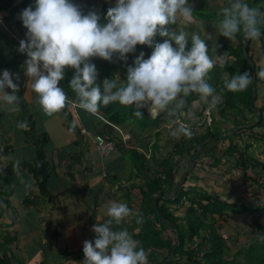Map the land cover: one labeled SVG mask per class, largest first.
I'll return each instance as SVG.
<instances>
[{"label":"clouds","instance_id":"9594fccd","mask_svg":"<svg viewBox=\"0 0 264 264\" xmlns=\"http://www.w3.org/2000/svg\"><path fill=\"white\" fill-rule=\"evenodd\" d=\"M193 12L190 0H115L102 22L101 13L84 12L76 0H34V6L30 4L19 14L27 29L19 51L27 54L24 70L40 106L51 115L66 103L70 106L78 102L80 107L95 113L101 103L118 101L132 106L136 116L142 117V109L146 107L156 117L173 102L175 106L170 113L181 110L185 98L193 92L199 94V100L217 104L221 97L206 79L216 64L209 55L206 39L195 32L189 36L183 28L176 31L165 27L174 24L178 14L191 20ZM220 13L219 32L225 37L234 39L238 33L249 39L264 36V8L248 0H227ZM1 23L13 34L2 20ZM157 33L168 38L155 40ZM138 44L152 47L151 54L146 56L141 50L133 63L127 65L126 79L118 83L120 77L116 76L97 82L98 69L91 57L112 60L117 55L127 61V54L136 52ZM220 59L223 61V56ZM66 66L75 69L69 85L76 91L78 101L69 99L60 83L66 76ZM258 75L264 77V68ZM14 76L19 78L10 69L0 70V102L18 108L20 85ZM251 81L250 70H245L234 74L225 85L229 90L241 91ZM9 88L11 92L7 91ZM186 123L173 119L171 124L175 126L171 134L191 136ZM17 126L27 128L28 122L19 121ZM132 211L127 202L111 203L109 219L93 225L97 234L94 241H84L82 264H148L146 249L129 229L113 227Z\"/></svg>","mask_w":264,"mask_h":264},{"label":"trees","instance_id":"16d2710c","mask_svg":"<svg viewBox=\"0 0 264 264\" xmlns=\"http://www.w3.org/2000/svg\"><path fill=\"white\" fill-rule=\"evenodd\" d=\"M261 1L248 0L250 4L262 8L260 6ZM76 3L80 5L84 12L89 11L83 0H76ZM30 4L34 6V0H0V11L5 12L4 16L10 24L22 29L26 27L19 18V14L22 9ZM226 4L227 0L219 8H210L205 2H202L199 7H193V18L201 21L206 20L210 23L215 21L219 26V20L222 18L220 9ZM90 10L95 9L90 8ZM107 10L108 7L105 2L100 9L95 10L102 14V22L104 21ZM173 26L174 24L165 25L169 30ZM167 38L157 33L154 39L163 41ZM202 38L206 39V43L210 40L209 36H202ZM234 39L237 41L233 42V39H224L223 36H218L216 49H212L211 46L209 48L208 45L209 55L213 58L214 54L218 53L217 59L221 61L220 56H223V62L221 61V65L215 64L209 70L206 79L216 89L215 94L221 97V100L217 104H214L215 114L220 116L224 123L233 120L232 123L234 125H232L231 129H234L238 126L243 127L250 122V119L246 117L243 110L247 109L249 112L252 110L255 112L253 120L255 125H250L249 128L253 130L254 126L263 124L264 121V104L259 108H256L254 104L257 98L256 84L258 82H264V77L258 75L260 69L256 70L253 59L249 55V45L252 39L248 40L245 47L243 45L246 37L243 33H238ZM258 40L264 50V36H261ZM190 44L191 41H189V46ZM139 49L143 50L146 56L150 55L152 51V47L146 44H138L136 52L127 54L129 57L127 61L120 60L117 55H114L112 60H106L99 56L91 57L90 59L96 64L98 69L97 82H102L104 78H115L116 76L120 77L118 83L126 79L127 65L133 63L134 57L140 52ZM245 70H250L252 76V81L249 86L241 91L227 89L225 82L234 74ZM74 71V68L66 66V76L60 83L64 87L68 98L78 101L79 98L76 91L69 85ZM17 94L19 96V100L17 101L20 111L19 121L28 122V127L22 128V131L26 137V143H29L34 148L35 158L32 161L24 160L21 165H17L11 159H8L11 153V145L0 146V216L5 212L4 204L10 206L8 196L14 191L13 183L17 176L18 167L26 169L32 175L40 196L45 197L50 202L55 197L47 187L49 175L53 171V162L48 159L45 150L48 141L47 135L46 133H37L34 114L28 108L26 101L22 97V93L18 91ZM198 96L199 94L193 92L185 98V102H191L197 99ZM209 104L211 105L210 102ZM170 105L175 106V103L173 102ZM205 108V105H199V109L201 110L196 113L200 116L199 122L206 123L205 131L201 133L196 131L195 125L192 124L190 127L192 135L181 137L174 142L171 152L164 158L152 157L149 161L148 158L140 154L139 168L145 169L148 180L137 186L141 192V199L139 201L137 216L135 217L139 220L135 219L136 229L132 234L140 241L147 253L152 254V257L159 262H162L173 250L172 256L167 264H264V200L252 207L243 197H239L237 200L229 199L227 195H223L217 191H210L205 186L202 187L197 184L185 185L184 183L188 179V176L182 181L178 192L169 197L170 192L181 176L179 175L178 177L173 171L172 162L174 156H187L190 163L198 146L202 144L199 156L189 172L198 165H204L209 159L213 160L211 170L214 169L215 171L219 163L223 162V159L216 154L215 150L220 139H228L229 137L223 135L224 132L214 119V114L211 109L208 114H205ZM142 110L144 115L142 117L136 116L132 106L115 101L108 105L101 103L96 112L103 113L106 119L115 125H126L129 123L141 131H144L150 125L155 126L158 124L160 118L167 113L166 109L162 110L158 116L153 118L146 107ZM237 112H239L238 116L236 115ZM58 113L63 116L65 125L69 130L75 133L78 132L72 123L74 117L68 110L67 103ZM207 115L211 120L209 124H207L208 122L205 119ZM239 116H241V119H238ZM230 117L231 119H229ZM241 130L243 129L240 128L235 133H239ZM95 132L105 135L100 131ZM253 134L250 135V138L255 136ZM214 136H217V138L210 139ZM109 138L113 139L112 137ZM207 139L210 140L207 141ZM113 140L117 146L116 140ZM228 140L229 143L222 153L227 158L236 154V164H234V167H241L245 171L246 177L243 176L244 178L250 177L253 179L251 175L246 173V170L248 165H257L259 162L248 153V149L251 146V143H249L251 139L245 144H242V149L239 147L240 144L232 140V138ZM129 150L133 152L131 154L137 155L138 153L137 149ZM63 158L64 156L62 154L59 155V160ZM261 167L264 171V163H261ZM203 171L205 172L204 168ZM219 173L225 174L227 172L221 171ZM216 174L218 173L216 172ZM195 178L197 179L198 177L196 176ZM255 181L259 183V180L254 179L253 182ZM154 199H156L155 207ZM30 202L32 200H25V203ZM174 205L178 209L185 206L184 213L182 215L175 214L172 209ZM227 212L252 214V222L257 231L256 237L248 245L240 247L231 259H227L226 257L229 246L227 245L226 238L220 232V227L216 224V218L225 215ZM12 223L13 220H11L8 226ZM164 232L167 236L164 235ZM14 240L15 235H13L12 231L1 230L0 225V264H23L19 254L13 249H10V244ZM165 249L167 250L166 255L160 260L157 259L156 254L163 252ZM8 250L10 253L7 252ZM238 255L240 258L236 259ZM179 257L182 258V261Z\"/></svg>","mask_w":264,"mask_h":264},{"label":"crops","instance_id":"0c3cea01","mask_svg":"<svg viewBox=\"0 0 264 264\" xmlns=\"http://www.w3.org/2000/svg\"><path fill=\"white\" fill-rule=\"evenodd\" d=\"M4 15L5 12L0 11V70L1 66H4L13 73L19 74L18 79L14 76V81L20 85L18 91L22 93L28 108L34 114L37 133L47 135L45 150L48 159L53 162V171L49 175L47 187L55 197L50 202L40 196L32 175L26 169L18 167L13 183L14 191L8 196L10 206L4 204L5 212L0 216L1 230H10L15 235L10 249L19 254L23 264H82L85 259L84 241L88 239L94 241L97 235L93 225L109 219L108 209L104 210L106 213H102L104 200L110 199V203L127 202L133 210L129 216L123 218L120 224H114V228L127 227L131 233L136 229L134 221L141 199V192L137 186L148 180L145 169L139 168L140 154L149 161L152 157L164 158L171 152L173 143L187 135L171 134L175 125L171 124L173 116L170 109L174 106L166 109V117L160 119V123L155 126L150 125L141 131L129 123L115 125L109 122L103 113L90 112L75 102L74 106L70 105L67 108L74 117L72 123L78 132L69 130L62 115L58 112L49 115L40 106L37 93L30 87L31 81L24 70L27 54L19 51L20 40L25 38L27 29H19L10 24ZM1 20L12 29L13 34L3 28ZM262 49L260 41L252 39L249 53L255 61L256 70L264 68L263 55L257 56L258 51L262 52ZM259 85L260 82L256 84V88ZM7 91L12 90L9 88ZM256 92L257 98L254 104L256 108H259L264 103L257 105L259 101H262V96L257 90ZM201 102L199 98L191 102L186 101L183 108L176 112L177 118L192 123L195 117H200L196 113L200 111L198 104L202 105ZM208 106L211 107L212 112H215L213 104ZM208 106L205 105V107ZM0 114H2L0 116V146L11 145L8 159L15 164L19 161L18 165H21L24 160L32 161L35 158L34 148L26 143L22 128L17 126L20 117L19 109L7 102H0ZM216 116L217 121L220 116ZM151 121L153 122L152 119ZM60 129L64 131V136H58ZM83 129L85 132H82ZM95 131H100L116 140L117 146L112 153L109 155L99 153L91 137ZM255 146L258 149L256 143L253 144V147ZM250 147L248 153L254 158L255 156L251 154L254 150ZM240 148L242 149L241 144ZM129 149H137V155L131 154L133 152ZM61 154L64 158L59 160ZM255 159L258 160L257 157ZM172 163L173 171L178 177L188 171L186 175L188 179L197 176L196 181L205 184L210 191L227 194L229 199L233 197L235 200L240 196L243 187H248L249 184L253 186L254 179L264 185L262 167L261 171L256 169L251 179L244 178L241 171L239 175L229 178L227 174L219 173L220 169L216 171L213 169L211 170L213 174L208 175L210 170L204 172L203 166H197L194 172H189L190 163L187 156H174ZM248 167L254 172L251 165ZM188 179L185 185L199 184L195 180ZM248 189L252 191V187ZM261 192H264V188ZM90 193H95L92 203H89L86 198V195ZM27 199L32 202L25 203ZM100 200H103L102 203ZM11 220L13 223L8 226ZM7 252L10 253L9 250ZM166 253L165 249L156 254V258L160 260Z\"/></svg>","mask_w":264,"mask_h":264},{"label":"rangeland","instance_id":"374dc122","mask_svg":"<svg viewBox=\"0 0 264 264\" xmlns=\"http://www.w3.org/2000/svg\"><path fill=\"white\" fill-rule=\"evenodd\" d=\"M83 1L85 2V4L87 5L89 10H90V8L91 9L94 8L95 10L100 9L103 6L104 2L106 3L108 8L115 5V0H83ZM202 2H205L208 5V7H210V8H219L224 4L225 0H193L190 2V4L192 7H199L200 3H202ZM93 4H94V6H93ZM260 6L262 8H264V0L261 1ZM182 28L189 33V36H191V34L194 32L199 33L201 36H209L210 40L207 43L209 45V48L211 46L212 49H216V42H217L218 36H223L224 39H228V37H225L223 34H221L219 32V26L215 21H213L211 23L207 22L206 20L201 21V20H197V19L193 18V16H192L191 20H186L185 18H183L181 15L178 14L177 20L174 23V26L170 30L173 29V30L179 31ZM236 41H237L236 39H233V42H236ZM243 47H244V45H243ZM217 55H218V53L214 54L213 59L216 60L217 65L218 64L221 65L223 61L222 62L219 61L217 59ZM257 56L258 57L262 56L263 60H264V53H262L261 51H258ZM3 69H6V68L4 66H1V70H3ZM225 76H226V74H225ZM119 82H121V81H119ZM256 90L259 93H261V96H262L261 97L262 101L261 102L259 101L257 103V105L259 106L260 104L264 103V82H260V85L256 88ZM197 98H199V96ZM201 101H202L201 102L202 105H206V106L210 105L209 101H204V100H201ZM198 106H199V104H198ZM169 107H173V105H169L168 108ZM199 110H201V109H199ZM207 111H208V107L205 108V113ZM238 113L239 112H237V114H236L237 116H238ZM243 113L246 115L247 118L250 119V122L245 124L243 127L238 126V127H235L234 129H231L232 125H234V123H232L233 120L230 122L224 123V122H219L221 120V118H219V120H217L216 122H217V124H219L221 126L222 131L224 132L223 133L224 136H228L229 137L228 139L232 138V140H234L238 144H241V146H242V144H245L246 142H248L251 139L249 143H251L252 147H250V148H252V150H254L251 154H253V156L257 157V159H258L257 161L259 162L255 167H253L251 165V168L254 169V172L249 170L250 167L247 168L246 173L247 174L249 173V175H252L253 173H255L256 169L261 171L262 170L261 169V163H264V121H263V124L254 126L253 130H251L249 128L250 125H253V124L255 125V122L253 121L254 117H255V112L252 110L249 112L247 109H244ZM213 114H214V119L216 120L217 116H216L215 112H213ZM171 116H173V119H178L177 113H174ZM165 117H166V114H164L160 119H163ZM263 117H264V112H263ZM194 119H195V121H193L192 123H186L185 121L184 122L186 123L187 126L194 124L196 131H200V132L205 131L206 123L202 122L201 125H199L198 122L200 121V117L197 116ZM208 119H209V117L207 118V121L209 122ZM229 119H231V117ZM238 119H241V116H239ZM64 122H65V120H64ZM160 122L161 121H158V123H160ZM240 128H242L243 130H241L239 133H235ZM228 129H231V130L228 132H225ZM58 131H59L58 136H61V135L64 136L63 130L60 129ZM252 133H254L253 135H255V136H252V138H250V135ZM228 139H220L217 143V146H216L217 149L215 150L216 154L218 156H220L221 159H223V162L219 163L217 169H220V171L227 172V173H225V175L227 174L229 176V178H230V176L234 177L235 175H239L240 171L242 172V175L245 176V171H243L241 167H237V168L234 167V164H236V158L235 157H237V155L234 154V155L227 158L222 153L223 150L227 147V145L229 143ZM254 143H256L258 145V149L256 148V146L253 147ZM255 157H254V159H255ZM212 161H213L212 159H209V160H207V162L204 165H202L204 169H207L205 171L210 170V171H208V175L213 174L211 171ZM198 167H200V166L198 165ZM192 171L194 172L195 169H193ZM232 171L235 172V174L232 173ZM216 175H218V174H216ZM194 178L195 177H192V178H189L188 180H192V181L195 180L196 181V178L195 179ZM196 182L199 183V184H197L199 186H202V187L205 186V184L200 183L198 180ZM262 184L263 183H257V181H255V182H253V186H252V184L251 185L249 184L248 187L244 185L245 188L244 187L242 188L241 195L236 197L235 200L239 199V197H243L245 199V201L249 202L252 205V207H254L257 203H260L261 201L264 200V192H261L264 188ZM249 187H252L251 192H250V189H248ZM206 189H209V188L206 186ZM248 193H250V194H248ZM94 194L90 193L89 195H86V198L88 199L89 203H92L94 201V199H93ZM243 194H245V195H243ZM223 195H225V194H223ZM231 199H233V197ZM102 201L103 200H100L101 203H102ZM109 201H110V199L103 201L102 213H106L104 210H107L110 207L112 202L110 203ZM166 204H168V202H166ZM172 207H173L172 209H173L174 213L177 215H182L185 211V206H182L180 209H178L176 207V205H174ZM131 218L133 219V217H131ZM135 219L139 220L137 217H135ZM216 219H217L216 224H217V226L220 227V232L226 238L227 245L229 246V250L226 253L227 259H231L233 257V254L240 247H244V245H248L251 242V240L254 239L257 235L256 234L257 231L255 230V226L252 222L253 216L250 213L238 214V213H233V212H227L225 215L218 217ZM164 235L167 236V234L165 232H164ZM239 258H240V256L238 255L236 257V259H239ZM165 259H166V257H165ZM180 259L182 261V258H180ZM162 262H159L155 258H153L152 254H148V264H161Z\"/></svg>","mask_w":264,"mask_h":264},{"label":"built area","instance_id":"2783aa9c","mask_svg":"<svg viewBox=\"0 0 264 264\" xmlns=\"http://www.w3.org/2000/svg\"><path fill=\"white\" fill-rule=\"evenodd\" d=\"M72 105L74 106L75 104L72 103ZM208 113H209V110L205 114H208ZM207 118H208V115L206 116L205 119L207 120ZM208 120L209 122L208 121L207 122L210 123V118ZM198 124H201V123L199 122ZM82 131L85 132V129H83ZM91 137L101 155H109L116 147L115 141L109 137H106L105 135H101L99 133L94 132L91 135Z\"/></svg>","mask_w":264,"mask_h":264},{"label":"water","instance_id":"95a60500","mask_svg":"<svg viewBox=\"0 0 264 264\" xmlns=\"http://www.w3.org/2000/svg\"><path fill=\"white\" fill-rule=\"evenodd\" d=\"M248 40H249V38H246V40L244 41V45L247 44ZM253 83H254V82H253ZM222 136H223V135H222ZM215 138H217V136H214V137H212V138H210V139H215ZM210 139H207V141L210 140ZM201 146H202V144H200V145L198 146V148H197L195 154H194L193 157L191 158V160H190V166H189L188 170L192 169L193 164H194L195 160L197 159V157L199 156V153H200V151H201ZM187 172H188V171H185V172L181 175V177H180L179 180L177 181L175 187H174V188L172 189V191L170 192L169 197L175 195V194L178 192L179 188L181 187L182 181L184 180V178H185L186 175H187ZM155 206H156V199H154V207H155ZM172 253H173V250L171 251V253L166 257V259H165L161 264H167V262L170 260V258H171V256H172Z\"/></svg>","mask_w":264,"mask_h":264},{"label":"flooded vegetation","instance_id":"af4514ba","mask_svg":"<svg viewBox=\"0 0 264 264\" xmlns=\"http://www.w3.org/2000/svg\"><path fill=\"white\" fill-rule=\"evenodd\" d=\"M190 166V165H189ZM193 166H194V164H193Z\"/></svg>","mask_w":264,"mask_h":264}]
</instances>
